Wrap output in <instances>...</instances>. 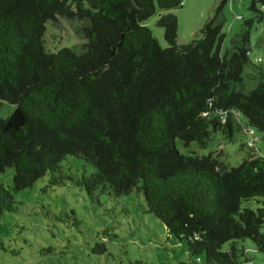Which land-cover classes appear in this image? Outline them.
Returning <instances> with one entry per match:
<instances>
[{
  "label": "trees",
  "instance_id": "obj_1",
  "mask_svg": "<svg viewBox=\"0 0 264 264\" xmlns=\"http://www.w3.org/2000/svg\"><path fill=\"white\" fill-rule=\"evenodd\" d=\"M223 2L198 38L180 43L173 10L181 0H0V103L13 106L0 117V171L13 167L11 189L49 172V184L74 180L89 196L138 192L192 257L248 262L245 238L264 254V156L228 167L174 145L176 138L202 145L211 132L230 134L235 119L244 133H264V80L238 87L252 20L243 22L239 44L221 52ZM256 4L264 8V0H250L258 11ZM154 13L165 47L142 23ZM57 16L87 20L78 30L80 50H45V24ZM67 156L86 163L76 179L60 172ZM255 197L261 205L241 206ZM14 203L0 183V216Z\"/></svg>",
  "mask_w": 264,
  "mask_h": 264
},
{
  "label": "rangeland",
  "instance_id": "obj_2",
  "mask_svg": "<svg viewBox=\"0 0 264 264\" xmlns=\"http://www.w3.org/2000/svg\"><path fill=\"white\" fill-rule=\"evenodd\" d=\"M222 0H181L173 10L176 15L178 42L186 43L199 37L204 21L211 17ZM250 0H224L221 5V31L225 36L220 51L239 44L238 35L246 28L245 20H252L249 28L248 61L242 71L238 87L247 91L264 80V8ZM157 13L143 20L161 47L167 44L163 28L156 24ZM87 20L57 16L45 24L44 48L55 51L61 46L76 47L84 42L78 32ZM13 106L2 101L0 117L7 116ZM239 119V118H238ZM235 119L232 132H211L204 144L190 142L184 146L174 140L176 149L185 154H211L228 167L236 166L249 154L264 156V133L248 127L244 133L241 121ZM76 165L68 168V163ZM83 162L67 156L60 164L62 174L76 179ZM86 164V163H85ZM13 167L0 171V183L10 190L15 201L11 211L0 216V264H174L198 259L207 264L203 255L191 256L185 242L177 240L165 225L146 211L141 193L114 195L112 191L89 196L74 180L64 184H49V172L36 179L31 186L14 191ZM261 197L243 200L241 206L255 208ZM76 220V225L72 224ZM103 243L105 250H93ZM250 261L241 264H264V254L257 251L249 238L241 242ZM226 246V244H224Z\"/></svg>",
  "mask_w": 264,
  "mask_h": 264
}]
</instances>
